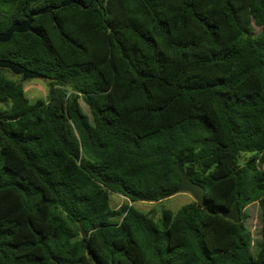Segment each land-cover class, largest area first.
<instances>
[{
  "label": "trees",
  "instance_id": "16d2710c",
  "mask_svg": "<svg viewBox=\"0 0 264 264\" xmlns=\"http://www.w3.org/2000/svg\"><path fill=\"white\" fill-rule=\"evenodd\" d=\"M64 1L0 0L1 33L58 8L0 43L48 83L31 103L0 69V264H262L264 0ZM177 163L206 206L139 211L178 193Z\"/></svg>",
  "mask_w": 264,
  "mask_h": 264
},
{
  "label": "rangeland",
  "instance_id": "374dc122",
  "mask_svg": "<svg viewBox=\"0 0 264 264\" xmlns=\"http://www.w3.org/2000/svg\"><path fill=\"white\" fill-rule=\"evenodd\" d=\"M253 29L255 33L261 31L260 27H257L256 24H253ZM8 77L16 82H21L23 86L26 97L30 100L31 103L36 102L39 99H44V101L48 98V83L47 80L43 77H37L34 79H25L22 75H15L11 71L7 73ZM82 107L84 108V112L88 114L87 106L82 102ZM264 170V167H262ZM195 201V198L189 193H181L173 195L172 197L163 200L162 202H140L135 204L136 208L143 212L152 215L156 220L160 217L161 212L164 210H170L176 212L178 209L186 206L187 204ZM128 202V199L112 194L111 195V207L114 210H119L122 205ZM260 209L257 203L250 204L245 210V225L250 230L251 237V248L254 254H257L260 237H261V220H260Z\"/></svg>",
  "mask_w": 264,
  "mask_h": 264
},
{
  "label": "water",
  "instance_id": "95a60500",
  "mask_svg": "<svg viewBox=\"0 0 264 264\" xmlns=\"http://www.w3.org/2000/svg\"><path fill=\"white\" fill-rule=\"evenodd\" d=\"M72 3L74 4L73 0H65L60 7L61 8L67 7V6L71 5ZM57 9H58L57 7L47 6L43 9L39 10L38 12L30 14L26 20L14 23L5 33L0 32V43L8 42L15 33H27V32L36 33V31L32 27L33 17L40 15V14L53 13ZM0 69L9 70L15 75H22L25 79H34V78L40 77L39 74L31 73L30 71L22 68V66L15 64L13 62H10V61H0ZM0 126L2 128L1 123H0ZM177 169L182 176V182H181V185L178 187L177 191L181 192V193L191 194L201 206L205 207L206 202H205V195H204L203 186H201L198 183L193 182L189 178L187 173L182 169V167L179 163H177ZM240 212L241 211H240L238 204L236 202L234 207L232 208V210L220 211L219 214L222 217L227 218L228 220H231L235 224H239L241 222ZM82 231H83L82 233H83L84 238H87L88 235L85 233V231L83 229H82ZM111 264H113V263H111ZM262 264H264V261H262Z\"/></svg>",
  "mask_w": 264,
  "mask_h": 264
}]
</instances>
